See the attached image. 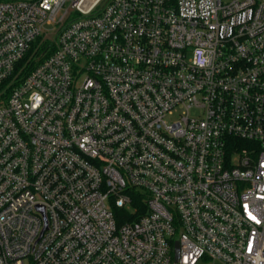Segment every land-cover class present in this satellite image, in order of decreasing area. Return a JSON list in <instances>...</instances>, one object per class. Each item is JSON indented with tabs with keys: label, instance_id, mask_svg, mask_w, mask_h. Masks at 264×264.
<instances>
[{
	"label": "built area",
	"instance_id": "2783aa9c",
	"mask_svg": "<svg viewBox=\"0 0 264 264\" xmlns=\"http://www.w3.org/2000/svg\"><path fill=\"white\" fill-rule=\"evenodd\" d=\"M201 261L264 264V0H0V264Z\"/></svg>",
	"mask_w": 264,
	"mask_h": 264
},
{
	"label": "trees",
	"instance_id": "16d2710c",
	"mask_svg": "<svg viewBox=\"0 0 264 264\" xmlns=\"http://www.w3.org/2000/svg\"><path fill=\"white\" fill-rule=\"evenodd\" d=\"M49 43H42L38 50L32 51L22 62H20L17 66V80L25 78L30 71L42 60L46 57L47 53L44 54ZM36 49V47H35ZM144 195L142 192L134 191L132 193V209L131 210H116V217L119 216V222L123 223L125 221H135L138 219L139 214L134 212V208H138L139 212H144L146 210L144 206ZM126 217H123V216Z\"/></svg>",
	"mask_w": 264,
	"mask_h": 264
},
{
	"label": "rangeland",
	"instance_id": "374dc122",
	"mask_svg": "<svg viewBox=\"0 0 264 264\" xmlns=\"http://www.w3.org/2000/svg\"><path fill=\"white\" fill-rule=\"evenodd\" d=\"M226 1V0H225ZM65 10H62L60 12V15L59 17L64 13ZM56 25H51L49 26L48 28L50 29L49 33L53 34L54 30H56ZM54 38H55V35H54ZM199 264H214L213 262H205V261H201ZM215 264H219V263H215Z\"/></svg>",
	"mask_w": 264,
	"mask_h": 264
},
{
	"label": "water",
	"instance_id": "95a60500",
	"mask_svg": "<svg viewBox=\"0 0 264 264\" xmlns=\"http://www.w3.org/2000/svg\"><path fill=\"white\" fill-rule=\"evenodd\" d=\"M176 261L178 260V258H179V247H178V245H177V250H176Z\"/></svg>",
	"mask_w": 264,
	"mask_h": 264
}]
</instances>
